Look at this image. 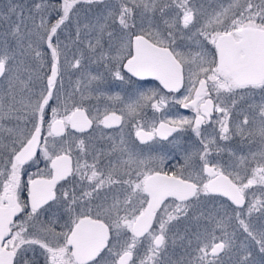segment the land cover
I'll return each instance as SVG.
<instances>
[{"label": "snow or ice", "instance_id": "1", "mask_svg": "<svg viewBox=\"0 0 264 264\" xmlns=\"http://www.w3.org/2000/svg\"><path fill=\"white\" fill-rule=\"evenodd\" d=\"M0 264H264V0L0 4Z\"/></svg>", "mask_w": 264, "mask_h": 264}, {"label": "flooded vegetation", "instance_id": "2", "mask_svg": "<svg viewBox=\"0 0 264 264\" xmlns=\"http://www.w3.org/2000/svg\"><path fill=\"white\" fill-rule=\"evenodd\" d=\"M149 86H152V85H149ZM181 111H182L184 114H190L187 110H183V109H181ZM151 115H152V113L149 112V113H148V116L151 117Z\"/></svg>", "mask_w": 264, "mask_h": 264}, {"label": "rangeland", "instance_id": "3", "mask_svg": "<svg viewBox=\"0 0 264 264\" xmlns=\"http://www.w3.org/2000/svg\"><path fill=\"white\" fill-rule=\"evenodd\" d=\"M6 3V0H0V4Z\"/></svg>", "mask_w": 264, "mask_h": 264}]
</instances>
